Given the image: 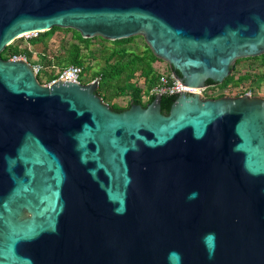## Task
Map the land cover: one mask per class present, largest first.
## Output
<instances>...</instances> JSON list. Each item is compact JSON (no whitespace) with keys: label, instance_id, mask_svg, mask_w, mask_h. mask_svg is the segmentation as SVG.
I'll use <instances>...</instances> for the list:
<instances>
[{"label":"water","instance_id":"obj_1","mask_svg":"<svg viewBox=\"0 0 264 264\" xmlns=\"http://www.w3.org/2000/svg\"><path fill=\"white\" fill-rule=\"evenodd\" d=\"M54 27L142 36L195 89L264 54V0H0V53ZM97 88L0 57V264H264V97Z\"/></svg>","mask_w":264,"mask_h":264},{"label":"rangeland","instance_id":"obj_2","mask_svg":"<svg viewBox=\"0 0 264 264\" xmlns=\"http://www.w3.org/2000/svg\"><path fill=\"white\" fill-rule=\"evenodd\" d=\"M36 36H33V38H35ZM30 38H32V36H22L21 38L13 41L11 45H16L20 49L26 48L27 50L31 51V59L27 60V63H29L30 65L40 64L44 67L45 70V62L52 58L54 60L58 58L60 64L65 63V50L70 47V44L77 45L82 50L85 57V62L83 64L86 70V72H84L85 84L90 83L91 79H93V75H95L96 73V76H98V73L105 72V70L107 69L106 65L115 63L117 59L116 57L111 56V54H113L112 52L125 51L124 55L127 57L123 59L124 63L129 59H132L134 55L142 58L144 55L145 57L143 58V62H138L137 64L139 67L141 65L145 66L148 64V62H146L147 57H151L152 53L150 52L151 50L149 49L143 37L139 35L130 37L125 42L107 41L99 37L86 39L83 38L85 40H83L82 42L78 38V32L72 29L59 28L58 30H54L51 34H48V36H40V40L45 39L43 40V42H46L45 44L38 41L35 44L31 45L29 43ZM43 54L45 55V59H43ZM0 57L2 58L1 53ZM249 58L253 57H248L233 67V71L230 72H233V81L229 82L225 87H220L219 90L217 89L214 92L203 94V96L212 97L220 93V97H238L250 93V96L252 97H264V79H261V73L263 72L262 62H264V54L257 56L256 60H250ZM156 70L157 71L153 70V73L154 75H157L158 78V72L166 73L169 71L168 64L158 59ZM54 71L56 72L57 68ZM138 71L139 69L134 72L136 74H132L133 79L129 78V84H124L125 82L114 83L113 81L107 85V89L112 93L114 92L116 96H121V94L130 96L132 95V91L127 90H131L132 88L140 89L138 87H148L150 78V74L148 76V70L146 71V79L144 80L142 79L144 71L142 70V72L139 73V76L137 74ZM44 72L38 75L42 77L41 81H39L38 76H36L38 82L41 85H47L51 81L44 80ZM124 75L125 72L118 78L123 79ZM107 81L108 80L106 79L100 80V89H102L103 86L107 84ZM120 91L122 93H119ZM141 102L142 104H145L143 101Z\"/></svg>","mask_w":264,"mask_h":264},{"label":"trees","instance_id":"obj_3","mask_svg":"<svg viewBox=\"0 0 264 264\" xmlns=\"http://www.w3.org/2000/svg\"><path fill=\"white\" fill-rule=\"evenodd\" d=\"M58 29L59 28L54 27L51 30L46 31L44 33H37V36L35 38H33V37L30 38L29 43L31 45H33L38 41L43 42V40H45V39L40 40V36L41 37L42 36H48V34H51L54 30H58ZM78 38L82 42H83V40H85L79 35V33H78ZM127 40L128 39H122V40H119L116 42H125ZM45 43L46 42H43V44H45ZM119 52H121V54ZM119 52L118 51L112 52L113 54H111V56L116 57L117 60L115 61L114 64L106 65L107 69L105 70V72L98 73V76H100L102 80L103 79L110 80L113 78H117V77L121 76L126 70L130 71L131 73H134L136 70L139 69V68H137V67H139L137 65L138 62H140V63L143 62V58L145 57L144 55H143V58L138 57L137 55H134L132 57V59H129L127 62L124 63L123 59H125L127 57L124 55L125 51H119ZM65 53H66L65 63L60 64V61L58 58H56L55 60L52 58V59L47 60L45 62L46 70L44 72V80L49 81V80L53 79L55 77V75L57 74L58 69L67 67L69 65H77V66L81 67L84 72H86L84 65H83L85 62L84 61L85 57L83 55L82 50L77 45L70 44V47L65 50ZM31 55H32L31 51L27 50L26 48L20 49L16 45L15 46L9 45L1 52V56L4 60H8L13 56H24V57H26L27 60H30ZM42 56H43V59H45V55L43 54ZM249 59L250 60H256L257 57H253V58H249ZM157 60L158 59L151 53V57H147V60H146V62H148V64L145 66L141 65L142 67H146V69L148 70V76L150 74L149 86H148L149 89L154 85V83L157 80V75H154L153 69L151 67V63H153ZM237 61H239V60H237ZM237 61H236V63H238ZM56 68H57V71L55 72L54 70ZM169 71H170V68H169ZM231 71H233V68H231ZM262 71L263 72L261 73V79H264V62H262ZM176 74L179 76L178 72H176ZM233 79H234V75L232 72V73H230V75L227 78H225V80L222 82V84H220V87H225L229 82L233 81ZM38 80L41 81L42 77L38 76ZM131 90H132V95H131L132 103L142 105V102H141V96L142 95L140 94V89L132 88ZM97 94L100 95V83H99L98 88H97ZM100 97H101V95H100ZM175 98H176V96H162L161 97V113L162 114H164V115L168 114L169 107ZM102 100L105 102L103 97H102ZM153 100H154V96L153 95L149 96L147 99V103L145 105L151 103ZM114 110L115 111H122L121 109H114Z\"/></svg>","mask_w":264,"mask_h":264},{"label":"built area","instance_id":"obj_4","mask_svg":"<svg viewBox=\"0 0 264 264\" xmlns=\"http://www.w3.org/2000/svg\"><path fill=\"white\" fill-rule=\"evenodd\" d=\"M28 36H36L37 33L27 34ZM9 60L17 61L22 60L27 62L26 57L22 56H13ZM33 72L36 76L44 72V67L40 64L31 65ZM101 77L96 76L91 82H96L98 85L100 83ZM56 81L69 82V83H78L83 84L82 78V68L77 65H69L67 67L58 69L57 74L51 81L47 84L50 85ZM148 96H177L180 93L186 94H200L201 90L191 88L187 85H182L179 80H177L170 71L166 73H160L158 75L157 81L151 87L148 92ZM251 94L248 93L247 96Z\"/></svg>","mask_w":264,"mask_h":264},{"label":"crops","instance_id":"obj_5","mask_svg":"<svg viewBox=\"0 0 264 264\" xmlns=\"http://www.w3.org/2000/svg\"><path fill=\"white\" fill-rule=\"evenodd\" d=\"M121 54V52H119ZM156 64H157V61L151 63V67L153 70L157 71L156 70ZM139 68V71L137 72L138 76H139V73L142 72V70L144 71L143 73V77L142 79H146L145 76H146V67H137ZM148 72V71H147ZM161 72H158V74H160ZM132 74H136V73H131L130 71L126 70L125 71V75L123 76V79H120V78H113V79H110L107 81V84L105 86H103L102 89H100V95H101V98L103 97L106 104H108L110 107L114 108V109H121V110H124V109H127L129 107L130 104H132V101H131V95L130 96H126V95H121V96H116L115 93L113 92H110L108 89H107V85L111 82L114 81L115 82H125L124 84H129L130 83V80L129 78H132ZM97 73L95 75H93V79L96 77ZM82 78H83V84H85V73L82 69ZM91 79V81L93 80ZM128 80V81H127ZM101 88V87H100ZM140 88V94L142 95L141 96V101H143L145 104L147 103V99H148V92L149 89L148 87H138ZM127 91H132V90H127ZM121 93V91L119 92ZM145 104H142V105H145Z\"/></svg>","mask_w":264,"mask_h":264},{"label":"flooded vegetation","instance_id":"obj_6","mask_svg":"<svg viewBox=\"0 0 264 264\" xmlns=\"http://www.w3.org/2000/svg\"><path fill=\"white\" fill-rule=\"evenodd\" d=\"M222 84V83H221ZM220 89V83L213 82L211 80H207L204 82V85L202 88H199L201 90V93L199 94L202 99H217L220 98V93L214 96L210 97H204L203 94H207L210 92H214L215 90Z\"/></svg>","mask_w":264,"mask_h":264}]
</instances>
